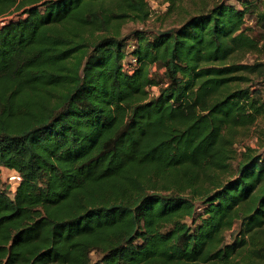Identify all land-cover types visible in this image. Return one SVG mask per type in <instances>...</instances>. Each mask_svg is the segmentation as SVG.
<instances>
[{
    "label": "trees",
    "instance_id": "obj_1",
    "mask_svg": "<svg viewBox=\"0 0 264 264\" xmlns=\"http://www.w3.org/2000/svg\"><path fill=\"white\" fill-rule=\"evenodd\" d=\"M253 1L122 36L146 0H0V264H264Z\"/></svg>",
    "mask_w": 264,
    "mask_h": 264
},
{
    "label": "rangeland",
    "instance_id": "obj_2",
    "mask_svg": "<svg viewBox=\"0 0 264 264\" xmlns=\"http://www.w3.org/2000/svg\"><path fill=\"white\" fill-rule=\"evenodd\" d=\"M147 6L149 10V17L145 21L134 20V21H127L122 27V36H129L131 32L134 30H145L147 32H161L162 30H166L168 28H173L178 26L180 22L184 19L188 18L190 15L194 14V12L198 11V9H205L210 8L212 3L217 0H182L178 9H173L170 13L164 14L166 10L167 2L165 0H146ZM229 3L234 4L236 7H241L244 4L241 3L242 0H226ZM253 0H251L252 2ZM254 3H250L247 7L249 11L246 15V25H252V17L253 12L256 6H260L262 0H255ZM129 46L127 45L126 49ZM255 58V55H248L246 57V61L252 62ZM264 87V84H263ZM250 145H254L253 140H247ZM239 144L237 147L239 148ZM14 173L12 170H8L6 168L1 167V174H0V188L7 187L12 193L14 189V182L10 178ZM16 186V185H15ZM236 228V227H235ZM230 232H227V240L229 239Z\"/></svg>",
    "mask_w": 264,
    "mask_h": 264
},
{
    "label": "built area",
    "instance_id": "obj_3",
    "mask_svg": "<svg viewBox=\"0 0 264 264\" xmlns=\"http://www.w3.org/2000/svg\"><path fill=\"white\" fill-rule=\"evenodd\" d=\"M10 176H11L10 178L12 179V181L15 183L14 184V187H15V185H17V183L20 180V176L18 174H16L15 172L12 173V175H10Z\"/></svg>",
    "mask_w": 264,
    "mask_h": 264
}]
</instances>
